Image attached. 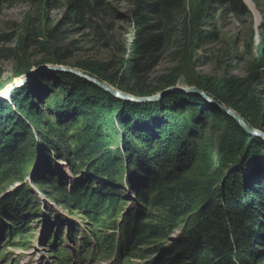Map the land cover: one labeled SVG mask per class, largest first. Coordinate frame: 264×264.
Instances as JSON below:
<instances>
[{
	"label": "trees",
	"instance_id": "16d2710c",
	"mask_svg": "<svg viewBox=\"0 0 264 264\" xmlns=\"http://www.w3.org/2000/svg\"><path fill=\"white\" fill-rule=\"evenodd\" d=\"M103 1L106 0H52L50 7L58 9L60 2L65 3L69 13L65 14L63 23L67 25L74 26L84 14L88 15L85 19L89 22L83 26L97 41L106 39L112 21H126L129 37L119 42L110 59L122 66L125 78L140 84L143 74L156 65L159 47L168 43L175 33L178 20L186 11L185 0H125L130 5L127 15L116 13L103 27H98L88 17H99L96 11ZM251 1L258 7L260 0ZM215 7L227 8L239 17L249 13L243 0H198L197 18H206ZM38 15L47 20L43 13ZM261 30L264 31V24ZM59 33L61 30L54 27L47 35L57 39L53 34ZM33 34L29 31L25 36H16L13 45L32 49L28 45H37V33ZM1 35L0 39H5ZM209 36L212 35L200 32L199 45L206 43L204 39ZM261 37L263 45L259 51L264 52L263 32ZM61 50L51 51L57 65L72 54ZM107 62V78L99 73L101 62L85 59L77 66L99 81L120 88L115 81L116 64ZM231 66L228 63L227 68ZM27 69L29 63L23 59L16 74L21 75ZM175 80L176 76L170 75L164 85ZM246 84L245 79L229 78L200 87L221 105L233 109L250 127L259 129L261 108L243 89ZM168 94L162 104L170 108L167 116L177 127L172 132L168 127L157 129L154 139L150 133L152 143L146 137L149 130L144 129L145 124L142 135L135 131L142 128L140 117L144 119L147 115L140 106L116 100L79 79L52 73L38 75L32 83L11 92L9 101L0 100V218L9 217L6 237L24 235L28 229L26 223L36 215L38 202L27 189L26 180L52 205L63 208L68 215L79 214L80 220L67 222L66 236L76 228L77 222L85 226L89 237L102 250L112 248L124 257L137 258L155 253L154 258L141 264H177L176 259L188 264H236L237 261L264 264V257L259 256L261 250L258 253L259 242L264 250V226L260 223L264 222V177L257 186L247 181L254 169L252 162L264 158V142L259 139L250 142L232 118L202 100L192 103L180 94ZM37 98L44 104V110L35 106ZM53 115L66 118L63 119L69 123L67 136L66 127H58L49 117ZM195 115L207 118L208 122L197 139L193 138L196 133L192 128H201L202 121L189 120ZM150 125L146 128L151 130ZM183 130L189 135L187 140H183ZM122 137L123 141L129 137L133 146L137 140L140 151L128 145L119 159L123 160L120 169L112 146L115 139ZM247 146L250 149L243 168L228 177L226 185L219 189L216 180L226 171L234 172L240 153ZM53 158L64 160L73 175L103 171L100 174L104 173L108 185H98L97 190H92L91 184L81 178L68 192L63 178L54 177ZM132 173L139 177V186L130 207L123 208L125 200L115 191L117 184L108 180L116 176L117 182L124 179L126 183ZM27 174L30 175L26 179ZM12 183L17 187L6 193V186ZM126 185L130 188L132 184ZM239 192L244 194L238 195ZM174 227L179 233L167 240V233Z\"/></svg>",
	"mask_w": 264,
	"mask_h": 264
},
{
	"label": "rangeland",
	"instance_id": "374dc122",
	"mask_svg": "<svg viewBox=\"0 0 264 264\" xmlns=\"http://www.w3.org/2000/svg\"><path fill=\"white\" fill-rule=\"evenodd\" d=\"M51 1L52 0H2V2H0V34H2V38H5L3 40L0 39V97L5 94V91L19 84L20 81L26 79L25 85H28L32 83L36 76L46 73L79 79L88 84H92V81H96L104 86H108V84L99 81L95 76L78 68L77 63L85 59L88 61L96 60L101 62L102 66L99 67V73L107 78V61H111L116 64L114 68L116 71L115 81L119 83L117 85L121 86L120 88L124 89L122 90L117 86H109L119 90L118 92L122 94H129L134 98H139V103H135L134 105L140 106L145 112L143 113L147 115H145L144 119L140 117L142 120V128L139 130L135 129V131L142 135L144 132L143 125L145 124L144 129L149 130L147 131L148 135L146 137L150 141V133L153 135L154 139L157 136L155 135L156 131L160 128L165 129L163 127H168L167 129L170 128L172 132L173 129L177 127L167 116L170 108L162 104L164 96L168 93L180 94L192 103L196 100H202L205 105L215 107L217 111L223 113H225V111L222 110V108L236 113L233 109L221 105L200 86L207 83L216 84L217 81L229 78L245 79L247 84L244 85L243 89L257 100L262 112V123L259 129L250 127V125L243 120L244 127L251 128L253 131V134L246 133V136L249 137L250 142L252 139H259L264 142V138L257 135L258 133L264 135V52L259 51L263 45L261 35L264 31L261 30V26L264 24V0L259 1L258 7L254 4V9L250 8L246 0H243L249 12L245 16H235L230 13L227 8L215 7L204 19H198V15H196L198 0H185L186 11L178 20L175 33L170 37L168 43L159 47V58L156 65L150 72L143 74L140 84H136L131 79L125 78L122 66L115 59H110L112 52L119 42L129 37V29L126 21L118 19L112 21V30L107 31L106 39L104 41H97L88 33V28L83 26L87 25L89 22L85 19L88 15L84 14L80 18L81 21L74 26L64 24L63 18L65 14L69 13L65 3L60 2V7L54 9L50 7L52 4ZM129 8L130 5L125 0H106L103 1L100 10L96 11L99 17L97 19L94 17L88 18L91 20V23L94 22L96 26L103 27L109 17L116 15V13H121L125 16ZM40 13H43L47 20L43 19L41 15H38ZM60 15L61 19L59 18ZM123 18L124 17H122V19ZM199 21L201 22L198 23ZM81 26L83 27L81 28ZM54 27H58L59 30H61V33L53 34L57 39H52V35H47ZM78 28L81 29L77 30ZM29 31H31L32 34H35V32L37 33V45L36 43L28 45L32 46V49L13 45L16 36H25L26 33L29 34ZM200 32H202V35L205 33L212 35L209 36L208 39H204L206 43H201L203 45H199V40L197 38ZM54 48H60L62 49L61 52L68 51L72 54L63 58L61 60V65H57L56 60H52L51 56V51L54 50ZM23 59H26L27 63H29V69L23 74L18 75L16 74V70L20 61ZM228 63L232 64L231 68H227ZM39 70L43 72H39ZM252 72H254V74H251ZM170 75L176 76V80L164 85V82H166ZM34 87L38 89V86L35 85ZM10 94L11 93L7 94L6 98L1 99V101H9ZM40 100V98L36 99L35 106L44 110V104L41 103ZM165 108L167 109L166 111H164ZM194 109L195 108L192 110ZM187 115L188 114H186V116ZM186 116L184 117V122L188 119ZM49 117L58 127H66L65 133L67 136L69 123L64 120L66 118H56L55 115ZM190 119L193 121H199V119H201L200 122L202 121L201 128H192L194 133H196L193 138L197 139L207 127V118H200V116L195 115L191 116L189 120ZM148 123H151L150 127H153L151 130L146 128L148 127ZM121 130L122 129H120V131ZM182 134L183 140H187L189 135L185 134V130L182 131ZM189 134H191V130H189ZM123 138L124 137L119 140L115 139L112 146V151L116 152L115 154L118 155V157H116L113 153V157L117 162L120 161L119 159L122 157L121 155L126 147H130L128 145L132 144L133 149L140 151V147L136 144L137 140H134L135 145L133 146V142L129 137L124 141ZM37 140L39 141V138H37ZM176 140L183 142V140L179 138ZM150 142L152 143V141ZM125 143L127 145H125ZM247 147V150L245 149L240 153V159H238L239 165L234 167V172L230 174L229 171H226L223 176L217 177L218 179L216 181L218 183L216 186H219V189L226 185L228 177L243 168V162L246 160V155L250 149V146ZM63 157H65L64 154ZM38 160L39 159H37L36 162ZM252 163L255 170L253 169V171L251 169V177L248 178L247 181L257 186L260 183V179L264 177V158L263 160L256 158ZM122 165L123 160L119 163L120 169ZM51 169L56 179L63 178L66 185L65 190L68 192L72 188L71 185L77 181L79 182L81 178L85 183L88 182L91 184L89 188L92 186V190H97L98 185H108V183H105L106 179L104 178V173L100 174V172L103 171L95 174L87 171L85 173L73 175L70 173L66 162L61 159L58 160L53 158ZM38 176L40 175H35L34 178ZM134 176H136V173H132L128 176L131 178V181L129 180V182L126 183L132 184L130 188L127 187L124 179H118V181L121 182H117L116 176H111V179L108 180L112 184H117L115 191L119 197L125 200L124 208L130 207L131 204L129 202L133 200V193L139 186V184H137V182H139V177L136 176V178ZM41 180L43 179L41 178ZM43 181L45 182V180ZM48 181L49 180H46L47 183ZM25 185L38 202L36 215L32 216L27 223L28 230H30L31 233L30 237L38 239L42 231L51 230L50 222L53 223L54 221L57 233L59 234L57 239H59L62 234V229H65L67 221L75 222L80 220V218H78L79 214L73 213L68 215L63 208L54 206L44 199L43 196L30 185L29 181L25 180ZM254 186H249V188L253 189ZM14 187L15 185L10 188L6 186V193L13 191ZM246 188H248L247 185ZM245 190L244 193L246 192ZM244 193L239 192L238 195ZM206 195L208 196V194ZM143 207L144 203H142L141 209H143ZM49 214H52L55 219L50 220ZM46 221H48V223ZM260 223L261 226H264L263 221H260ZM177 227L172 228V230L167 233V240L173 239V237L179 233ZM81 229V226H77L73 231H80ZM4 241V236L0 233V245ZM35 243L36 242H32L31 246L38 248ZM59 243L62 246L66 244L65 241L64 243ZM262 246V243L259 242L258 253L260 250L261 253H264V250L262 251ZM28 253L30 256L27 258V263L37 264V259H40L41 264H49L43 256L34 255L31 252ZM261 253H259V256L264 257ZM176 260L177 264H188L182 260L180 262H178L179 259ZM102 262L106 264L107 260H101L97 264H101ZM82 264H88V261H83ZM236 264L243 263L237 261Z\"/></svg>",
	"mask_w": 264,
	"mask_h": 264
},
{
	"label": "water",
	"instance_id": "95a60500",
	"mask_svg": "<svg viewBox=\"0 0 264 264\" xmlns=\"http://www.w3.org/2000/svg\"><path fill=\"white\" fill-rule=\"evenodd\" d=\"M251 1V0H250ZM252 2V1H251ZM254 8H255V5L254 3L252 2ZM41 72H43L42 70H40ZM29 82V81H27ZM26 83V79L25 80H22L19 82V84H17L15 87L13 88H10V90H7L5 91V94L3 96L0 97V100L1 99H5L7 94L13 92L14 90L16 89H21L23 88ZM92 84L99 87L100 89H102L103 91H105L107 94H109L112 98L116 99V100H119L121 102H125V103H131V104H135V103H139V98H134L132 95H129V94H122L120 92H118L119 90L117 89H114L112 87H110L109 85L108 86H104L103 84L99 83V82H96V81H92ZM161 94V93H160ZM159 95V94H158ZM222 110L225 111V113L230 117L232 118L234 121L237 122V124L239 125V127L245 132V133H250V134H253V131L252 129L250 128H247V127H244L243 125V119L236 113L232 112V111H228L227 109H224L222 108ZM257 135L261 136L262 138H264V135H262L261 133H258ZM30 174H27L25 176V178L27 179L29 177Z\"/></svg>",
	"mask_w": 264,
	"mask_h": 264
},
{
	"label": "bare ground",
	"instance_id": "6f19581e",
	"mask_svg": "<svg viewBox=\"0 0 264 264\" xmlns=\"http://www.w3.org/2000/svg\"><path fill=\"white\" fill-rule=\"evenodd\" d=\"M247 4H249L250 8L254 9V6L252 4V2H250V0H246ZM245 1V2H246ZM39 72H41L39 70ZM167 93V92H166ZM157 98V97H156ZM47 220V219H46ZM51 220V219H50ZM36 221V220H35ZM40 223V222H39ZM35 224V223H34ZM31 234V233H30ZM91 243V240H90ZM30 252L34 255H39V256H43L45 259L54 261L55 260V249L53 250L52 247L49 248V251H43L41 248H33L32 250H30ZM71 255V254H69ZM37 264H41L38 259H37Z\"/></svg>",
	"mask_w": 264,
	"mask_h": 264
}]
</instances>
